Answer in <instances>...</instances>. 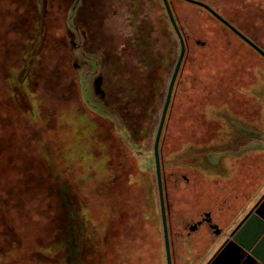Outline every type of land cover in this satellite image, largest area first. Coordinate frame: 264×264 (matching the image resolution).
Wrapping results in <instances>:
<instances>
[{
	"label": "rangeland",
	"instance_id": "374dc122",
	"mask_svg": "<svg viewBox=\"0 0 264 264\" xmlns=\"http://www.w3.org/2000/svg\"><path fill=\"white\" fill-rule=\"evenodd\" d=\"M202 1L264 49V0ZM134 4L140 5L141 15L149 13L165 24L172 52L163 89L158 91L149 118L144 114L136 115L134 111L137 108L126 103L127 100L134 102L129 98L126 82L122 84L125 87L122 92L124 98L118 97L121 93L115 81L116 60L114 51L109 49L126 46L125 41L131 43ZM181 4L176 6L177 13L187 35L196 41H204L203 45L194 44L191 39L189 53L207 52L208 56L211 47H218L214 50L217 55L209 59L234 67L232 77L238 82H234L237 84L234 91L243 104L235 106V111L226 116L227 128L224 122L218 135L214 137L208 131L215 128L211 123L206 128L203 126L202 134L188 107L191 83L186 79L180 84L183 90L178 93L167 127L166 137L170 138L162 149L166 202L170 209L168 223L172 230L179 224L191 223L198 211L218 204L219 196L228 198L230 194L229 208L232 209H227V214L217 219L224 226L256 188L264 184V150L238 159L233 156L251 138H255L244 134L240 127L254 129L259 138L264 139V129L256 127L264 125L261 118L257 120V111L264 107V57L208 11L199 8L200 14L193 12L197 16L194 17L193 14H185ZM185 6L190 13L195 9L188 3ZM188 22L192 24L191 30ZM179 48L178 38L161 0H0V183L15 185L23 170L26 173L31 172V167L39 168L50 178L51 192H55L63 203L57 224L49 220L38 222L36 215L31 218L23 210L21 197H17L9 214L4 215L0 210V264L82 262L83 244L77 224L80 197L75 187L80 155L84 151H81V146L94 136L100 137L98 132L101 128L106 130V124L113 126L122 144L132 151L136 166L147 175L148 180L144 183H147V188L149 186L151 200L147 199L150 206L146 228L149 239L145 254L150 264H165L152 148ZM122 54L123 60L134 66L135 55L127 49ZM214 79L219 80L218 77ZM250 83L254 85L250 86ZM220 85L217 84L213 92H220L223 96L225 82ZM255 86L258 88H255V93L259 92L248 100L246 92ZM124 110L127 114L123 117ZM185 122L196 130L193 143L209 145H203L205 149L202 160L197 161L199 163L193 159L183 160L175 150L176 141L172 143L173 135L185 129ZM180 162L189 165L181 170L189 182L181 177L175 180L168 176V170L179 168ZM248 174L251 178L246 177ZM40 179L39 182H44L45 186L46 182ZM35 183L38 182L35 180ZM239 188L242 194L233 199L232 193ZM53 207L55 203L48 208ZM204 246L200 252L206 248ZM60 257L64 263L59 262ZM124 258L127 261L128 257Z\"/></svg>",
	"mask_w": 264,
	"mask_h": 264
},
{
	"label": "trees",
	"instance_id": "16d2710c",
	"mask_svg": "<svg viewBox=\"0 0 264 264\" xmlns=\"http://www.w3.org/2000/svg\"><path fill=\"white\" fill-rule=\"evenodd\" d=\"M181 1H183V4H181ZM169 3L183 35L185 51L174 82L159 139V156L165 199L166 183L162 149L166 144V140L170 138L166 137L167 127L171 119L172 109L179 97L178 93L183 90V87H180L182 81L187 79L191 83L189 84L191 90L188 94V107L191 111L190 115L194 118L197 126L200 127L201 130L199 131L202 134L204 131L202 130L203 126L205 127L208 123H211L215 125V128L212 129V132L211 130L208 131L214 137L218 135L224 122L227 128L226 116H230L235 111V106L243 104L241 98L237 97L234 91L238 84L232 77L234 67L221 61L217 64L214 59H209L210 56L214 58L217 55L214 50H218V47L209 48L211 51L208 56L207 52L197 54L195 51L194 55L189 53L193 37L187 35L184 25L179 22L176 6L181 4L185 14L195 12L198 15L200 13L197 9L204 8L185 0H169ZM186 3L194 6L195 9L191 13L188 12L189 10L185 6ZM139 6L134 4L132 8L133 29L132 40L130 41L132 44H127L125 41L126 46L123 44V47L112 46L109 49L112 52L114 51L113 58L116 60L115 72L117 76L115 81L116 86H120L118 89L121 93L118 97L120 99L124 98L122 92L125 87L122 84L126 82L129 98L134 100L133 104L129 100L126 103L137 108V111H134L136 115L143 116L144 114L149 118L152 116L158 91L160 92L163 89L166 67L172 52L169 49L168 32L165 30V24L161 23V19H154L149 13L141 15ZM195 14H193L194 17H197ZM158 16H160L159 13ZM188 25L191 30L192 24L190 25L188 22ZM193 41L194 44H204L202 40L196 41L193 39ZM125 49L131 52L133 56L135 55L136 63H134V66L133 64L129 66L123 60L124 55L122 53L125 52ZM214 77H218L219 80H215ZM221 82H225V87H223L225 88V91L223 90L225 94L223 96L220 92H213L217 84L220 85ZM218 88L220 89V87ZM246 95L247 97L250 96L249 91L246 92ZM249 107H254V105H249ZM122 112L123 117L126 116L127 111ZM251 112L254 113V111ZM125 119L128 118L125 117ZM203 122L206 124L203 125ZM105 126L106 130L101 128L98 132L100 137L94 136L93 139L85 141L81 146V151H84L80 155V170L75 186L80 197V210L77 213L79 218V222L77 221L78 232L83 244V255H81L83 258L81 257L82 262L80 264H130V260L131 264L134 261L142 262L140 264H150L149 257L145 254L149 239L146 232L148 225L147 209L150 207L147 199L151 200V198L148 191L149 186L147 188V183H144V181H147L148 178L146 173L136 166L132 151L127 150L122 144V141L114 132L113 126L107 124ZM184 127L185 129L182 132L173 135L172 143L175 144L176 141L178 147L175 146V150L179 152V156L185 161H192L193 159L194 162H197L202 160L203 149L209 145L204 142L193 143L194 135H196L195 128H190L187 123L184 124ZM202 137L205 138V135ZM99 138H102V140ZM203 145H205L204 148ZM178 165L179 168L168 170L170 172L168 176L175 178V180L176 177H181L189 182L187 175L181 172L184 167H189V165H184V162H180ZM36 170H38V174L35 175ZM23 171L19 176V182L15 185L0 183V210L2 214H9L14 209L12 207H14L17 197H21L22 204H24L23 210H26L31 218L36 215L39 217L38 222L44 223L49 220L57 224V215L61 212L63 203L59 197L57 198L55 192H51V187L48 185L51 183L50 178L47 174H42V170L39 168L31 167V172L27 171L26 173ZM23 176H26L25 180L21 179ZM40 178L46 182L45 186L44 182H39ZM34 179L38 183H35ZM54 203L55 207L48 208L50 204L54 205ZM19 230L22 229L19 227ZM124 256L128 257L127 261ZM60 258L59 262H63V258Z\"/></svg>",
	"mask_w": 264,
	"mask_h": 264
},
{
	"label": "flooded vegetation",
	"instance_id": "af4514ba",
	"mask_svg": "<svg viewBox=\"0 0 264 264\" xmlns=\"http://www.w3.org/2000/svg\"><path fill=\"white\" fill-rule=\"evenodd\" d=\"M243 43L246 42L243 41ZM248 46L251 47L250 45ZM260 47L263 49L262 46ZM221 175L223 174L221 173ZM232 194H234L233 199L238 198L242 194L241 188L234 190ZM229 197H231L230 194L228 198L219 196L221 198L219 203L211 206H217V208L212 209L209 207L202 209L198 211L191 223L179 224L173 230L169 227L170 209L165 199L172 264H258L252 255L257 254L255 233L263 228L264 225L262 221L261 224L259 223L255 210L264 200V188L254 191L245 204L232 215L224 226H221L217 219H220V215H224V213L226 215L227 209H232L229 208L232 201ZM260 211L264 214V202L260 207ZM250 223H256L258 228L252 227L253 229H251L248 238H245L243 232L249 228ZM234 237H236L235 242H230L232 239H235ZM204 245H206V248L200 252L205 247ZM226 246H229L228 249L223 251L222 255L218 257ZM164 260L166 264L165 250Z\"/></svg>",
	"mask_w": 264,
	"mask_h": 264
},
{
	"label": "water",
	"instance_id": "95a60500",
	"mask_svg": "<svg viewBox=\"0 0 264 264\" xmlns=\"http://www.w3.org/2000/svg\"><path fill=\"white\" fill-rule=\"evenodd\" d=\"M166 12V15L169 19V22L178 38L179 41V53L177 56V60L175 62V65L173 67L167 89L165 98L163 101V105L161 108V113L158 121V125L156 128V132L154 135L153 140V148L152 153L154 157V166H155V175H156V184H157V191H158V200H159V207H160V218H161V225H162V237H163V243H164V250H165V257H166V264H172L171 262V254H170V244H169V234H168V224H167V216H166V202H165V195H164V188H163V182H162V175H161V163H160V156H159V139L162 132V128L164 125L167 109L170 103L171 94L174 86V82L184 55L185 51V41L183 38V35L178 27V24L175 20V17L173 15L169 0H161ZM187 2L199 5L206 9L211 15H213L216 19H218L221 23H223L228 29H230L232 32H234L238 37H240L243 41H245L248 45H250L254 50H256L260 55L264 57V50L257 45L255 42H253L249 37H247L244 33H242L237 27H235L231 22H229L227 19H225L220 13H218L215 9H213L209 4L202 0H185ZM264 200L261 202L260 206L255 210V214L259 220V223L261 224V221L264 225V214L260 211V207L263 204ZM248 223V222H247ZM258 228V225L256 223H250L249 228L243 232L245 238H248V235L251 233V229ZM235 239H232L230 242H235ZM257 239L256 243V249L257 254L254 255V258L256 259L258 264H264V227L261 228L257 233H255V240ZM240 246L244 248L240 244ZM229 246H226L221 253L218 255L221 256L223 251L227 250ZM217 257V258H218Z\"/></svg>",
	"mask_w": 264,
	"mask_h": 264
},
{
	"label": "crops",
	"instance_id": "0c3cea01",
	"mask_svg": "<svg viewBox=\"0 0 264 264\" xmlns=\"http://www.w3.org/2000/svg\"><path fill=\"white\" fill-rule=\"evenodd\" d=\"M243 42V41H242ZM257 84V83H256ZM250 86L252 85H254V84H252V83H250L249 84ZM255 88H257V86H255V87H252V88H250V89H248V91H249V93H250V96H248L249 98H253L254 96H256L257 95V93L259 92V91H257L256 93H255ZM258 89V88H257ZM259 95V94H258ZM256 102L258 103V100H256ZM255 107V106H254ZM264 108V107H263ZM260 109L261 111H257L258 112V118H257V120L259 121V120H261V121H264V109ZM245 109V108H244ZM256 110H257V108H256ZM241 112H243V113H246L245 111H241ZM259 112H261V113H259ZM260 114V115H259ZM263 116V117H262ZM261 118V119H260ZM263 124V123H262ZM256 127H258L259 129L260 128H263L264 129V125H262V127L261 126H259V125H256ZM240 130L244 133V134H246V135H248V136H255V138H251L250 140H249V142L247 143V144H245V146H243L241 149H240V151L239 152H237L235 155H233V156H235V157H237V159L239 158V157H241L242 155H249V154H251V153H254V152H257V153H259L261 150H264V139H263V137H262V139H260L259 138V133L257 132V131H255L254 129H250V128H247V127H245V126H243V127H240ZM245 160H242L241 162H244ZM224 175V177L226 176V174H223ZM250 175L251 174H248L246 177H250ZM242 176V175H241ZM243 177V176H242ZM251 178V177H250ZM243 188V187H242ZM264 188V184L262 185V184H260L257 188H256V190H261V189H263ZM244 190V189H243ZM255 190V191H256ZM232 217V216H231ZM231 217H229V219L231 218Z\"/></svg>",
	"mask_w": 264,
	"mask_h": 264
}]
</instances>
